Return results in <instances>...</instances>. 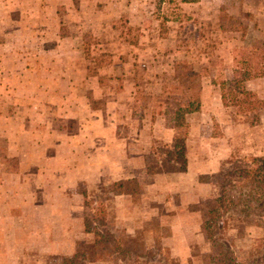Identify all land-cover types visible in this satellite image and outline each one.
<instances>
[{
    "label": "rangeland",
    "instance_id": "rangeland-1",
    "mask_svg": "<svg viewBox=\"0 0 264 264\" xmlns=\"http://www.w3.org/2000/svg\"><path fill=\"white\" fill-rule=\"evenodd\" d=\"M231 18L245 27L242 34L233 30ZM221 21L230 31L219 30ZM0 32L2 53H45L52 58V70L62 67L53 61L57 49L58 61L75 63L66 68H78L82 62L77 59L84 56L89 74L108 68L114 60L122 62L125 55L124 69L131 70L129 79L140 91L135 112L145 120L140 126L131 122L116 127L121 138L137 139V129L147 145L152 143L149 133L169 137L170 131L149 122L150 114L166 112L168 95L199 93L201 108L185 116L184 144L194 171H207L194 178L155 177L143 170L126 173L116 141L114 152L92 158V163L50 159V189L45 194L70 203L83 200L82 234L79 222L71 217L64 221L40 210L27 221L28 210L22 211L16 202L2 205L0 264H264V224L256 226L264 223V198L250 202L247 212L229 206L217 217L209 211L215 210L212 201L220 190L206 185L214 171L230 172L251 157H264V77L242 81L239 65L241 50L249 51L254 62L264 59V0H0ZM65 33L80 38L79 50L67 56L62 54L66 47L56 43ZM2 64L6 69L8 64ZM183 66L199 76L187 75ZM8 78L1 79L9 82ZM111 82L116 86L115 80ZM151 145L149 165L152 148L163 144ZM9 160L0 158L4 164L0 169L15 168L16 162ZM75 167L78 173H68ZM3 176L0 170V185ZM196 182L205 188L192 190ZM56 183L58 188L75 186L56 191ZM10 184L14 183L2 185L0 198L18 200L34 193L28 186L11 190ZM124 190L130 198L115 195ZM63 208L58 203L52 206L57 214ZM69 237L73 249H63Z\"/></svg>",
    "mask_w": 264,
    "mask_h": 264
},
{
    "label": "crops",
    "instance_id": "crops-1",
    "mask_svg": "<svg viewBox=\"0 0 264 264\" xmlns=\"http://www.w3.org/2000/svg\"><path fill=\"white\" fill-rule=\"evenodd\" d=\"M77 15L79 16L80 13ZM57 29L60 30V27L58 26ZM1 36L2 32H0ZM59 37L56 39L58 48L66 47V50L62 49L63 55L67 56L79 50L80 46L77 42L80 38L77 36H68L65 33ZM2 47L3 44L0 41V158L16 162V167L0 169L4 174L0 189L5 182H10L14 183L10 184L11 190H19L28 186L34 193L32 196L18 200L0 198V206L16 202V206H20L22 211L28 210L26 211L27 221L31 220V213L35 214L40 210L49 211L48 216L50 217L55 215L60 219L61 216L64 221H67V216L71 217L75 222H79L78 228L82 234L83 200L76 198L75 202L70 203L67 198L54 200L45 194V191L50 189L48 185L52 174L51 169L48 168V161L53 158H70L90 159L86 162L92 163V158L107 157L108 154L114 152L115 149L111 148L115 146L114 142L116 141L120 143L118 146L122 149L119 150L126 162L124 172L132 173L136 170H143L146 174V159L150 154L148 152L151 144L154 145L156 142L168 145L173 137V130L166 126L164 115L160 112L151 113L149 122L170 131L169 137L162 138L157 134L149 133L152 143L150 144L149 141L147 145L140 138V129H137L139 132L135 136L137 139L129 140L116 135V127L121 124L136 122L140 126V122L144 124L145 120L135 112L138 105L137 95L140 91H136L137 87L133 80L129 79L128 75L131 70L124 69L125 55L121 57L122 62L115 61V56H112L114 62L108 66L106 64L108 68L99 69L97 73L89 74L86 63H84L86 61L84 56L77 59L76 63L82 62L78 68H66L71 61L67 59L58 61L61 54L56 55L57 49L53 61L54 63L60 62L62 67L59 70H52L50 67L52 58H48L45 53L9 55L2 53ZM116 56L119 59V55ZM2 63L8 64L6 69L1 67ZM110 75H112V79L109 78ZM6 76L9 77L10 84L4 80ZM110 79L116 81V86ZM5 83L8 84L6 87ZM200 98L199 95L201 104ZM96 99L100 102L93 104V100ZM160 140L164 143L157 142ZM124 141L127 145L122 144ZM132 143L136 144L135 148ZM185 159L186 170L184 172L156 173L154 176L192 174V178H194L197 174L207 172L205 170L194 171L186 145ZM2 167L4 164L0 162V168ZM59 167L64 171L66 169L63 164H60ZM73 171L79 172L75 167L68 173ZM57 184L54 185L56 191L62 188L64 190L72 189L75 186L66 184L58 188ZM195 184L191 187L192 190L205 188L206 185L210 187L209 183L204 185L196 182ZM172 190L175 189H168L166 192H172ZM115 195L130 198V192L126 190ZM201 198L203 200L204 195ZM163 199L165 200L166 197L164 196ZM199 200L197 198L195 202L198 203ZM56 203L64 207L62 214H57L52 210V206ZM15 212L18 213L19 210ZM198 214L200 216L199 212ZM46 220L49 221L48 217ZM27 232L29 235L30 229ZM44 233H42L43 236ZM73 244L74 241L70 238L67 246L62 248L73 249Z\"/></svg>",
    "mask_w": 264,
    "mask_h": 264
},
{
    "label": "trees",
    "instance_id": "trees-1",
    "mask_svg": "<svg viewBox=\"0 0 264 264\" xmlns=\"http://www.w3.org/2000/svg\"><path fill=\"white\" fill-rule=\"evenodd\" d=\"M223 18L222 15L220 20ZM228 20L235 22L236 26L233 29L234 31H239L241 34L243 33L245 27L240 23L239 19L231 18ZM225 26L223 21L218 23L219 30L230 31V29H227ZM238 28L242 29L238 30ZM250 55L249 51H239V65L242 81L264 77V59L254 62ZM183 67L187 75L199 76L194 70H188L187 67ZM165 99L166 101H164V103L167 109L163 114L164 121L166 126L173 130V137L168 145L163 144L161 147L152 148L151 156H153V163L151 162V165L146 163V171L149 174L175 173L184 172L186 170L184 143L188 131V124L185 116L198 112L200 108L198 93L191 96H185L184 94L177 96L171 94ZM167 100H169L170 103H168ZM250 104H252L251 107L253 109L255 102ZM254 117L257 120V116L255 115ZM181 131L182 135L180 136ZM153 152H157L160 155L156 157L153 155ZM208 183L212 186H217L221 193L220 196H216L213 199L212 202L216 205V208L215 210L211 209L209 211L210 214L220 217L229 206L238 209L240 213L247 212L251 207L250 202L258 201L260 197L264 198V157H251L244 165H234V167L230 169V172L217 171L211 173ZM232 191L235 192V196L232 195ZM119 193L120 192L116 194ZM242 218L246 219V216ZM261 224L264 223L257 222L256 226H260ZM64 260L68 262L69 258H65Z\"/></svg>",
    "mask_w": 264,
    "mask_h": 264
}]
</instances>
